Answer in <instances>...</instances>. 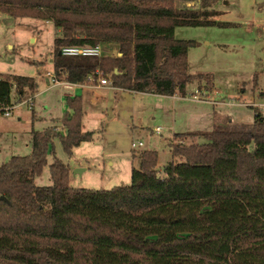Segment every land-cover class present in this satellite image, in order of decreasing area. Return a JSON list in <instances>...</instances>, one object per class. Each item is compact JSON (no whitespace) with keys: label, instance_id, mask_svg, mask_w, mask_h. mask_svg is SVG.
I'll return each instance as SVG.
<instances>
[{"label":"trees","instance_id":"obj_1","mask_svg":"<svg viewBox=\"0 0 264 264\" xmlns=\"http://www.w3.org/2000/svg\"><path fill=\"white\" fill-rule=\"evenodd\" d=\"M178 1L0 0V13L52 23L59 81L105 77L123 91L181 97L196 82L210 93L212 75L189 72L195 41L175 38L174 30L232 24L213 19L206 3L193 9ZM109 43L119 55L59 53ZM37 88L34 76L0 72V118L13 106L12 91L14 104L31 103ZM65 103L68 111L53 124L30 131L28 154L0 164V264H264V109L252 107L246 130L174 133L161 172L156 150H132L138 167L132 164L130 181L93 189L71 186L70 167L53 150L58 139L70 157L93 139L83 128L81 95ZM48 153L51 183L36 185Z\"/></svg>","mask_w":264,"mask_h":264},{"label":"rangeland","instance_id":"obj_2","mask_svg":"<svg viewBox=\"0 0 264 264\" xmlns=\"http://www.w3.org/2000/svg\"><path fill=\"white\" fill-rule=\"evenodd\" d=\"M203 3L214 10L213 19L232 25L179 26L174 37L195 41L187 51L189 72L210 73L214 85L210 93L199 90L196 82L187 85L186 97L114 92L108 84L103 89L83 84L65 90L81 95L85 130L94 132L93 139L75 148L70 157L54 139L55 155L70 167L71 186L109 189L127 184L131 161L138 167L137 159H131L132 150L155 149L161 172L171 160L168 143L177 140L173 134L178 130H212L217 125H209L211 118L225 125L220 128L246 130L253 118L252 107L264 109V0H179L177 5L197 9ZM54 34L49 21L0 13V72L34 76L38 83L31 103L14 104L15 93L11 92V114L0 118V164L12 155L30 152V131L53 124L60 100L66 112L61 85L47 86L43 77L52 66L49 56ZM116 48L101 44V55L113 54ZM139 141L141 146L131 145ZM204 141L203 136L197 138V142ZM51 160L48 153L47 164L34 178L36 185L51 183Z\"/></svg>","mask_w":264,"mask_h":264},{"label":"built area","instance_id":"obj_3","mask_svg":"<svg viewBox=\"0 0 264 264\" xmlns=\"http://www.w3.org/2000/svg\"><path fill=\"white\" fill-rule=\"evenodd\" d=\"M60 54L67 55V56H76V55H81V56H92V57H99L101 56V45L97 44L94 46H84V45H71V46H64L60 49ZM97 75L100 76L99 71L95 72ZM45 76L48 78L50 83L52 84H59L62 85L65 88H71L73 83L66 82V81H59L56 79L55 75L53 72H45ZM98 83L100 85H110V82L105 78V77H99L98 78ZM10 110L11 108L7 109L4 112V116H9L10 115ZM160 128L156 127L155 132H159ZM141 142H137V144L132 143L131 145L133 147L135 146H141Z\"/></svg>","mask_w":264,"mask_h":264},{"label":"crops","instance_id":"obj_4","mask_svg":"<svg viewBox=\"0 0 264 264\" xmlns=\"http://www.w3.org/2000/svg\"><path fill=\"white\" fill-rule=\"evenodd\" d=\"M51 48H52V44H51ZM113 54H117V55H119V53L117 52V48H116V50H115V52L113 53ZM103 55H107V54H103ZM49 61L51 62V64H52V58H51V55L49 56ZM45 72H47V71H45ZM48 72H52V66H51V68H50V70H48ZM43 77H44V81H45V84L47 85V86H50V85H52V84H50V81L48 80V78L45 76V73L43 74ZM81 87L82 85H80V84H73L72 85V87L71 88H65V87H63L62 85H61V88H62V90H64V91H61L60 92V97L62 98V99H64L65 100V97L66 96H68V95H74V94H70V93H68V92H66L65 90H73L75 87ZM91 87H94V88H101V89H103V88H106L107 86L106 85H100L98 82L96 83V84H94V85H90ZM111 86V85H110ZM111 88L114 90V92H116L117 90H121V89H118V88H114V87H112L111 86ZM123 91V90H122ZM127 92H133V91H127ZM191 92H194L193 90L191 91ZM136 93H139V94H143V95H153V96H163V95H157V94H149V93H143V92H136ZM189 94V93H188ZM80 95V94H79ZM192 95V94H191ZM165 96V95H164ZM172 96H174V97H177L176 95H172ZM188 96V95H187ZM190 96V95H189ZM181 97V96H180ZM186 97V96H185ZM191 97H193V98H195V96L193 95V96H191ZM34 98V97H33ZM198 99V98H197ZM32 101H33V99H32ZM22 103V102H21ZM66 111H67V108H66ZM64 112V109H63V104L61 103V100H60V102H59V108H58V110H57V116H55L54 118L55 119H57V118H60L63 114ZM11 114V113H10ZM220 118V117H219ZM218 118V119H219ZM83 121V120H82ZM227 122H232V120H230L229 118L226 120ZM251 122H252V120H251ZM250 122V123H251ZM209 125H211V126H216V125H223L222 123H218V120L217 119H215L214 118V120H213V118H211L210 120H209ZM83 128H84V130H85V127H84V123H83ZM185 131H204V130H201V128H199L198 130L197 129H192V128H190V129H186ZM185 131H183V130H178V132H185ZM206 131V130H205ZM178 132H175V133H178ZM82 143H84V142H82ZM82 143H80L78 146H76L75 148H77V147H79ZM133 143V142H132ZM131 143V144H132ZM142 145V144H141ZM74 148V149H75ZM73 149V150H74ZM155 150V149H154ZM126 159H127V157H126ZM110 165H112V162H110ZM131 166H132V161H131ZM131 166H130V170L129 171H131ZM128 168H127V170L129 169V166H127ZM85 168L83 167V169L82 170H84Z\"/></svg>","mask_w":264,"mask_h":264},{"label":"water","instance_id":"obj_5","mask_svg":"<svg viewBox=\"0 0 264 264\" xmlns=\"http://www.w3.org/2000/svg\"><path fill=\"white\" fill-rule=\"evenodd\" d=\"M60 53V52H59ZM1 199H4L3 197H0Z\"/></svg>","mask_w":264,"mask_h":264}]
</instances>
